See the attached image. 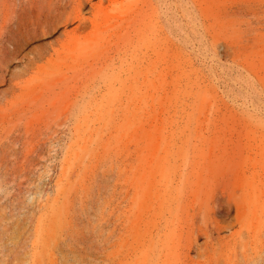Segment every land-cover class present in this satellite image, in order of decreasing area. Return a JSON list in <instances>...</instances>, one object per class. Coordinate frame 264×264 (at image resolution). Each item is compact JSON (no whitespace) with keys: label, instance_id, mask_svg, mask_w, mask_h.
<instances>
[{"label":"rangeland","instance_id":"1","mask_svg":"<svg viewBox=\"0 0 264 264\" xmlns=\"http://www.w3.org/2000/svg\"><path fill=\"white\" fill-rule=\"evenodd\" d=\"M0 264H264V0H0Z\"/></svg>","mask_w":264,"mask_h":264}]
</instances>
